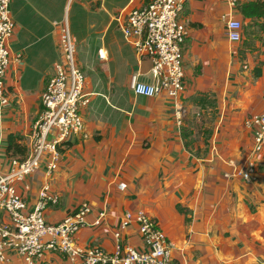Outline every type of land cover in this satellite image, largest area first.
Instances as JSON below:
<instances>
[{"label": "crops", "instance_id": "0c3cea01", "mask_svg": "<svg viewBox=\"0 0 264 264\" xmlns=\"http://www.w3.org/2000/svg\"><path fill=\"white\" fill-rule=\"evenodd\" d=\"M151 1H10L14 33L6 75L9 103L0 117V173L8 170L10 161L5 157L8 135L19 137L27 155L41 95L54 73L41 71L43 80L32 90L23 70L29 69L34 78L35 69L25 61L28 50L49 35L50 26L57 27L55 19L67 9L71 32L69 14L75 3L72 18L82 29L73 37L76 43L87 44L79 67L89 104L81 110L83 132L69 137L61 149L60 166L49 180L60 200L45 211L46 222L57 224L81 203H89L88 223L99 213L104 217L98 226L81 228L75 246L111 252L123 215L142 211L172 244V264H264V152L258 156L255 183L245 184L230 175L253 145L245 121L264 112V15L243 21L242 41L231 43L222 20L228 10L223 0L184 1L180 21L187 32L185 90L179 102L187 112L178 124L172 100L164 95L136 96L132 91L133 77L150 80L152 63L136 56L120 27L128 11ZM255 1L264 2L237 3ZM236 17L243 20L240 14ZM40 52L38 59L48 61ZM18 55L22 61H14ZM113 58L121 62L120 77L115 68L108 71ZM201 118L211 120L205 124L210 135L205 140L188 139L207 129ZM45 181L40 167L16 183L29 208ZM121 242L143 248L136 223L121 231ZM7 257L8 262L0 264H26L12 252ZM34 264L70 262L59 252L45 251Z\"/></svg>", "mask_w": 264, "mask_h": 264}, {"label": "built area", "instance_id": "2783aa9c", "mask_svg": "<svg viewBox=\"0 0 264 264\" xmlns=\"http://www.w3.org/2000/svg\"><path fill=\"white\" fill-rule=\"evenodd\" d=\"M0 0V117L9 103L6 75L11 60L8 43L14 33L9 4ZM185 0H152L139 9L125 14L120 27L139 58H148L152 66L149 81L133 77L132 91L147 98L164 95L173 101L178 124L186 115L179 102L184 93L183 52L187 36L180 21ZM227 12L222 16L226 38L231 43L241 40V21L236 14L238 0H223ZM60 46L67 69L55 66V73L41 95V110L29 136L28 153L24 161L12 159L8 170L0 173V263L8 262L12 252L26 264H34L45 251L59 252L70 264H172V244L159 225L144 212H126L114 233L116 241L111 252L93 246L83 251L75 246L74 238L83 227L98 226L104 217L99 213L93 223L86 221L92 208L81 203L75 211L57 224H48L45 211L59 203V195L51 189L49 180L61 163L60 149L69 137L81 134L84 119L81 110L88 106L89 96L84 93L85 77L75 67V47L66 29L60 34ZM21 56L15 57L19 62ZM244 126L253 133V145L243 164L234 166L232 177L245 184L256 182L258 156L264 152V112L247 119ZM43 167L46 181L38 190L34 205L29 208L18 195L16 183L23 181ZM3 217L6 219L3 220ZM132 223L139 227L143 248L137 249L121 242V231Z\"/></svg>", "mask_w": 264, "mask_h": 264}, {"label": "rangeland", "instance_id": "374dc122", "mask_svg": "<svg viewBox=\"0 0 264 264\" xmlns=\"http://www.w3.org/2000/svg\"><path fill=\"white\" fill-rule=\"evenodd\" d=\"M76 4L74 3V6L72 7V11L69 14V22L71 24V32L68 29V9L65 11L64 16L62 18L55 19L57 21V27H52L50 26V33L48 36L45 37V39L36 44L34 47H32L31 50H28V57L25 59L26 64L29 65V68H34V78L31 76L33 75V72H31L29 69H23L24 74L27 75V79L30 80V87L34 88L32 90H36V88L39 86L40 81L43 80L41 79V74L40 72L43 71L44 69L49 70L50 72L55 73V66L56 65H61L63 70L67 69V65L65 63V60L63 58V52L60 46V39H59V34L62 32L63 29H66L70 35L72 44L75 47V54H74V64L75 67L78 68L81 72L83 70L79 67L80 63L79 60L83 61V55L87 49V44L86 43H76V40H74L73 34L77 30L79 31V27L82 29L81 22L78 23V25H75L74 19L72 18L74 13L76 12ZM107 8H108V3H107ZM8 47L10 46V43H8ZM40 50L45 54V56L48 58V61L45 60H39L38 57L41 55ZM22 56V55H21ZM15 58V57H14ZM12 61V59H11ZM22 61V58H21ZM120 64L121 62L119 60H116L113 58V61L108 62V71H112L113 68L118 70L119 72V77L121 76L120 72ZM23 66V64H22ZM20 66V68L22 67ZM9 69V68H8ZM221 71V69L219 70ZM8 73V70H7ZM53 73V75H54ZM84 73V72H83ZM37 74L39 76H37ZM53 77V76H52ZM50 80V79H49ZM200 118V117H199ZM202 126H205V124H210L211 120L210 119H204L201 118ZM210 135L208 131V127L206 130L201 131L200 129L198 131L193 132V134H190L187 136L188 139L192 140H205L208 138Z\"/></svg>", "mask_w": 264, "mask_h": 264}, {"label": "trees", "instance_id": "16d2710c", "mask_svg": "<svg viewBox=\"0 0 264 264\" xmlns=\"http://www.w3.org/2000/svg\"><path fill=\"white\" fill-rule=\"evenodd\" d=\"M236 14H240L243 20L241 21L242 27H241V40L238 42L240 43L242 41V33H243V21L247 22L249 20H254L255 18L261 17L264 15V2L263 1H255V2H249L244 4H238L236 6ZM239 19V18H238ZM7 89V85H6ZM184 90H185V83H184ZM41 107V102H40ZM251 131V130H250ZM252 133V131H251ZM253 137V133H252ZM19 137L14 136L12 134L8 135L6 138V144H5V157L9 160L16 159L18 161H24L26 158V149L19 143ZM61 151V149H60ZM76 210V209H75ZM73 210V211H75ZM72 211V212H73ZM70 212V213H72ZM68 213V214H70ZM124 244V243H122Z\"/></svg>", "mask_w": 264, "mask_h": 264}]
</instances>
